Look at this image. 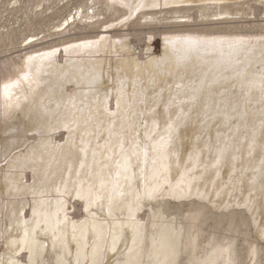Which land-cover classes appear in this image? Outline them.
Masks as SVG:
<instances>
[{
    "label": "bare ground",
    "instance_id": "bare-ground-1",
    "mask_svg": "<svg viewBox=\"0 0 264 264\" xmlns=\"http://www.w3.org/2000/svg\"><path fill=\"white\" fill-rule=\"evenodd\" d=\"M245 4L264 12L97 0L69 36L0 63V264H264V23L243 31Z\"/></svg>",
    "mask_w": 264,
    "mask_h": 264
},
{
    "label": "rangeland",
    "instance_id": "rangeland-1",
    "mask_svg": "<svg viewBox=\"0 0 264 264\" xmlns=\"http://www.w3.org/2000/svg\"><path fill=\"white\" fill-rule=\"evenodd\" d=\"M97 0H0V63L6 59L10 58H21L24 56L27 50L34 47L40 48L48 45L51 42H57L66 36L68 33H60L67 26V19L70 21L72 17H79L82 10L86 7L94 5ZM247 6V7H246ZM247 13H240L238 17L240 18V25H244L243 31L247 32L249 28L247 25L255 23H264V12L261 11L257 17L249 9L248 5L243 6ZM100 12L99 17L105 18L110 14V10H107L102 2H99L95 8H91L90 12ZM250 12V13H249ZM263 15V16H262ZM253 17V18H252ZM262 19H261V18ZM242 20V22H241ZM252 20H254L252 22ZM262 20V21H261ZM92 21V20H89ZM248 21V22H245ZM256 21V22H255ZM102 27L100 29H95L93 27H88L83 30L72 31L71 35H93L95 36L98 32L108 36H112L116 33L117 29L121 28V25H113L111 28ZM138 27L132 25V23L127 24L121 29L125 30L123 32H134ZM147 28V27H146ZM255 31L259 32V28H255ZM108 32V33H106ZM112 34V35H111ZM134 38L135 36L132 35ZM131 38L132 43H135L137 52L144 49V41L139 44L136 38ZM32 42V45L30 44ZM140 42V43H141ZM140 46V47H139ZM149 46L152 48V52L156 55L162 53V36L160 34L153 36L149 42ZM66 56V52L63 47L57 52L58 59H62V56ZM65 130H59L55 132V137L61 139L62 134ZM2 133H0V146L3 141ZM60 135V136H59ZM2 140V141H1ZM5 163V162H4ZM31 178V171H27V179ZM73 199L72 202L80 206V200ZM172 202L178 203V200L172 199ZM220 209L219 211H221ZM251 238L260 242L261 246H264V240L259 239L261 237L257 236L255 228L251 227L250 230ZM239 238V243H242V236ZM243 244V243H242ZM0 248H2L0 243Z\"/></svg>",
    "mask_w": 264,
    "mask_h": 264
},
{
    "label": "snow or ice",
    "instance_id": "snow-or-ice-1",
    "mask_svg": "<svg viewBox=\"0 0 264 264\" xmlns=\"http://www.w3.org/2000/svg\"><path fill=\"white\" fill-rule=\"evenodd\" d=\"M154 6H158V5H154ZM166 40L168 38H165ZM95 43H98L97 42H94V41H86L84 42L82 45H78L77 47H86V48H90L92 47ZM169 43H173L172 41H169ZM212 43H216L215 41H212ZM201 44H202V41H200L199 39L197 38H192V37H189V38H186L185 41L183 42L182 45H180L183 50L185 52H193V51H198L201 47ZM54 55V53H44V54H38V56H52ZM33 57H28V60H32ZM239 75V74H238ZM28 77L27 76H24L22 77L21 79H27ZM15 83H19V81L15 82ZM14 84H5L3 85L2 87V91L5 95H7L9 93V90L11 87H13ZM260 88L262 90H264V77H262V82L260 84ZM150 264H158L157 261H151ZM221 264H223V262H221Z\"/></svg>",
    "mask_w": 264,
    "mask_h": 264
}]
</instances>
